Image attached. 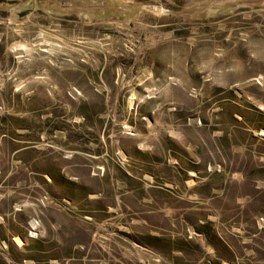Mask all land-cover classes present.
<instances>
[{
	"label": "rangeland",
	"instance_id": "rangeland-1",
	"mask_svg": "<svg viewBox=\"0 0 264 264\" xmlns=\"http://www.w3.org/2000/svg\"><path fill=\"white\" fill-rule=\"evenodd\" d=\"M0 264H264V0H0Z\"/></svg>",
	"mask_w": 264,
	"mask_h": 264
},
{
	"label": "trees",
	"instance_id": "trees-1",
	"mask_svg": "<svg viewBox=\"0 0 264 264\" xmlns=\"http://www.w3.org/2000/svg\"><path fill=\"white\" fill-rule=\"evenodd\" d=\"M50 176L52 175L51 173L49 174ZM78 188H80V186H77ZM3 237V236H1ZM2 239H5L8 243H9V238L8 237H3Z\"/></svg>",
	"mask_w": 264,
	"mask_h": 264
},
{
	"label": "bare ground",
	"instance_id": "bare-ground-1",
	"mask_svg": "<svg viewBox=\"0 0 264 264\" xmlns=\"http://www.w3.org/2000/svg\"><path fill=\"white\" fill-rule=\"evenodd\" d=\"M33 221V220H32ZM15 241H16V243H19V240L17 239V238H15Z\"/></svg>",
	"mask_w": 264,
	"mask_h": 264
}]
</instances>
